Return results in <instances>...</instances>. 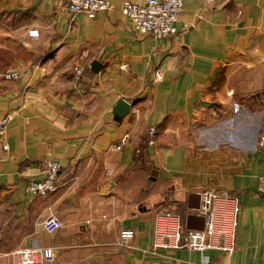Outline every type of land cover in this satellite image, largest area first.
Returning a JSON list of instances; mask_svg holds the SVG:
<instances>
[{
  "label": "crops",
  "instance_id": "obj_1",
  "mask_svg": "<svg viewBox=\"0 0 264 264\" xmlns=\"http://www.w3.org/2000/svg\"><path fill=\"white\" fill-rule=\"evenodd\" d=\"M107 1L89 18L69 0H0V49L21 74L0 73V115L11 116L0 264H20L14 252L31 247L52 248L40 264H264V0H185L169 38L139 34L126 0ZM121 98L130 110L118 118ZM50 162L57 189L30 191ZM205 191L218 194V228L237 217L234 251L156 247L160 211L205 227ZM51 215L63 226L48 233ZM123 230L134 232L126 245Z\"/></svg>",
  "mask_w": 264,
  "mask_h": 264
},
{
  "label": "built area",
  "instance_id": "obj_2",
  "mask_svg": "<svg viewBox=\"0 0 264 264\" xmlns=\"http://www.w3.org/2000/svg\"><path fill=\"white\" fill-rule=\"evenodd\" d=\"M215 0H206L208 3H213ZM185 0H142L140 2L126 0L123 3L122 11L130 18L133 27L141 35H152L155 38H169L176 34V23L181 12L184 9ZM111 8V4L107 0H69V10L72 14L84 13L89 18H94L100 12H107ZM78 75L82 73L83 68L76 65ZM21 76L20 72L10 70L4 74L6 80L18 79ZM11 116L0 115V141L5 151L10 150L8 139V126ZM157 133V128L152 126L149 128L150 143H154V137ZM124 143L115 145L117 150L122 149ZM60 165L57 162H50L45 170V178L43 180H31L28 189L41 196H46L57 189V180L59 176ZM258 192L264 193V176L260 177ZM202 203L199 207V212L205 218V227L203 229H189L183 236L181 229L182 225L179 222H172L171 218L175 214L171 210L160 211L156 215L157 228L161 230L163 242L155 246H163L164 248H182L204 252L208 249L217 248L228 253L234 251V234L238 224L237 217L233 221V229L226 230L218 228L216 225V207L215 200L218 194L205 191L202 193ZM239 211L236 207L235 214ZM63 226L62 221L55 215H51L42 222V227L48 233H53ZM232 236L230 245L225 243V237ZM132 230H123L121 232V243L126 245L128 240L133 238ZM218 237L215 243L214 238ZM20 256V264H40L51 262L54 259L52 248H21L14 252ZM207 256H203L202 264H208Z\"/></svg>",
  "mask_w": 264,
  "mask_h": 264
},
{
  "label": "water",
  "instance_id": "obj_3",
  "mask_svg": "<svg viewBox=\"0 0 264 264\" xmlns=\"http://www.w3.org/2000/svg\"><path fill=\"white\" fill-rule=\"evenodd\" d=\"M98 62H94L93 66L98 65ZM130 110V104L123 98H121L114 109L115 114L118 118H123Z\"/></svg>",
  "mask_w": 264,
  "mask_h": 264
},
{
  "label": "trees",
  "instance_id": "obj_4",
  "mask_svg": "<svg viewBox=\"0 0 264 264\" xmlns=\"http://www.w3.org/2000/svg\"><path fill=\"white\" fill-rule=\"evenodd\" d=\"M11 54L6 50L0 49V73L5 74L8 66L11 64Z\"/></svg>",
  "mask_w": 264,
  "mask_h": 264
},
{
  "label": "rangeland",
  "instance_id": "obj_5",
  "mask_svg": "<svg viewBox=\"0 0 264 264\" xmlns=\"http://www.w3.org/2000/svg\"><path fill=\"white\" fill-rule=\"evenodd\" d=\"M181 232H182L183 236H185L187 233V230L184 227H182Z\"/></svg>",
  "mask_w": 264,
  "mask_h": 264
}]
</instances>
